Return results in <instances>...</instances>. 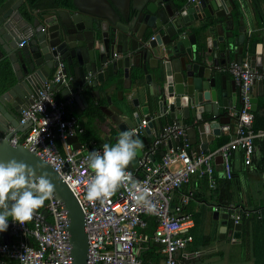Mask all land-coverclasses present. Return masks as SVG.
Masks as SVG:
<instances>
[{
  "label": "water",
  "instance_id": "95a60500",
  "mask_svg": "<svg viewBox=\"0 0 264 264\" xmlns=\"http://www.w3.org/2000/svg\"><path fill=\"white\" fill-rule=\"evenodd\" d=\"M246 1L73 0V7L32 10L27 0H0V60L7 59L14 72L11 86L0 95V161H23L38 175H47L53 193L68 212L73 264H88L85 213L50 163L23 143H13L14 135L23 134L31 124H20L22 112L45 83L51 82L62 61L74 79L51 82L52 89L61 98L73 97L80 113L79 107L89 106L88 95L100 98V91L93 89L104 85L108 104L97 108L117 131L114 141L121 131L137 129L147 120L136 132L143 148L128 168L138 167L153 142V129L159 127L162 132L169 118L186 120L189 142L198 153L209 150V141L221 134L224 124L231 122L233 128L236 124L221 108L236 109L240 103L235 80L228 82L220 72L244 56L250 57L252 66H264V47L261 52L259 43L248 39L240 13L234 17L243 29L235 27L231 9L240 12ZM24 4L32 18L25 15ZM142 78L146 105L140 107L138 98L132 99V107L112 103L113 80L124 89L140 92ZM254 83L264 94V79ZM118 93L123 100L124 91ZM256 101L253 97L252 109ZM68 142L74 149L81 146L78 136ZM178 143L179 139H170L167 145ZM45 205L46 201L40 208L47 216ZM215 214L220 215L219 210ZM222 217L227 222L229 215ZM241 228L242 222L235 224L234 238L241 236Z\"/></svg>",
  "mask_w": 264,
  "mask_h": 264
},
{
  "label": "built area",
  "instance_id": "2783aa9c",
  "mask_svg": "<svg viewBox=\"0 0 264 264\" xmlns=\"http://www.w3.org/2000/svg\"><path fill=\"white\" fill-rule=\"evenodd\" d=\"M227 69L233 75L240 95V106L230 113L236 119L234 135L216 149L198 153L190 150L185 123L174 120L166 124L144 151L138 167L127 169L146 192L147 206L138 204L124 187L102 202L84 199L88 178L92 174L87 164L88 153L93 149L102 150V144L89 140L74 149L68 142L71 137L83 134L85 128L77 115L67 113L75 103L74 98H57L51 87V82L69 83L74 79L65 72L64 63L60 62L51 82L45 83L34 96V102L22 112L20 124H31L24 135L15 134L12 141L15 144L21 142L37 152L74 192L85 213L88 264H154L142 256L148 250H154L163 264H178L180 257L191 258L199 254L190 249L194 237L187 232L193 225V218L185 206L193 192L184 194L180 202L173 205L175 192L180 191L192 176L206 178L210 188L217 189L216 160L221 158L223 174L231 179L233 154L241 151L244 162L249 165L253 161L256 139H264V130L253 129L252 109L253 85L255 80L264 79V67H254L249 58H244L231 62ZM146 124L147 120L143 119L135 131ZM230 129V124L222 126L224 131ZM170 139H179V143L168 147ZM59 141L64 145L63 151ZM162 144L166 146L164 154L155 161L153 156ZM44 207L47 216L39 208L23 224L9 219L8 225H13L11 229L17 238L10 242L0 240V264H73L67 210L54 193ZM218 210L219 207L215 206V211ZM227 212L234 224L253 215L264 219V205L257 209H238L230 205ZM148 216L156 222L151 233L147 231Z\"/></svg>",
  "mask_w": 264,
  "mask_h": 264
},
{
  "label": "crops",
  "instance_id": "0c3cea01",
  "mask_svg": "<svg viewBox=\"0 0 264 264\" xmlns=\"http://www.w3.org/2000/svg\"><path fill=\"white\" fill-rule=\"evenodd\" d=\"M231 11L235 20V27L243 29L241 28L242 26L239 20L234 17L240 13L245 21L246 36H249L248 39L253 37V40L259 43V51L262 52L264 47V0H249L244 3L240 12L233 9H231ZM25 15L32 18L26 10ZM238 29L236 28V33H239ZM244 58L250 59L249 56H244ZM258 67L264 66L261 65ZM223 74L226 75L228 82H233V75L227 68L220 72V75ZM140 84L143 89L140 92H132L129 89H124L122 83H116V81L113 80V85L110 87L109 92L112 97V103L116 105L127 103L132 107V99L138 98L141 102L140 107L146 105V91L143 78L140 80ZM95 90L100 91L99 99L95 98L96 100H94L88 95V107H79V113L75 108V102L72 107L67 109V113L77 115L86 126L85 130L88 131V133L85 131L84 133L86 134L77 135L80 142H85L84 139L86 135V137H89L90 141H94L97 144H103L105 142L114 143V137L117 134V131L113 128V124L110 120L108 121L106 115L98 109L99 106L108 104L105 87L104 85H100L93 89V91ZM120 90L124 91L123 100L119 98L120 95L118 92ZM56 93H58L61 98L60 92ZM253 97L257 99L255 108L253 109V129L255 131L264 130V94H260L258 85L255 83L253 85ZM127 104L125 105L127 106ZM239 106L240 103L238 100L237 108ZM92 107L96 109L94 112H92ZM233 110L234 109L228 110L221 108V112H224V115L226 112L230 114ZM172 121L173 120L169 118V123ZM183 123H186V120ZM228 124H230L231 129L229 131L221 129V134L215 135L213 139L209 141V150L216 149L232 138L234 135L233 123L230 122ZM159 132V127L154 128L153 137L150 138V140L153 141L154 137ZM60 144L64 147L61 141ZM165 149L166 146L164 144L159 147V153L154 155L155 161L160 160V152L165 151ZM146 150L147 149H145V151ZM190 150L197 151L194 145H191ZM216 162L217 182L219 187L220 181L226 177L223 174L221 159L218 158ZM232 164L234 171V185L231 188V191L236 197L235 202L237 203H230V205H235V208L244 207L248 209L262 207L264 205V139H256L255 151L251 164L247 165L244 162L243 153L241 151H236L233 154ZM215 191L216 189L213 190L210 188L206 178L192 176L191 180L184 184L180 191L175 192L174 201L172 202L173 205L179 203L184 194L193 192L192 198L185 206V210L191 213L193 218V225L187 230V232L191 233L194 237L191 250L199 252L198 255L192 256L191 258L180 257L178 264H264V219H260L255 215L243 219L242 228L240 230L241 236L238 239L234 238L235 224L230 213L227 212V207L230 205L221 206ZM215 206L219 207L220 215L215 214ZM224 213H228L229 215L227 222L222 217V214ZM225 225H227L226 230L223 228ZM16 238V234L9 225L6 231L0 233V240L2 241L8 239L12 241ZM142 256L145 259L151 260L154 264H163L159 255L152 250L143 252Z\"/></svg>",
  "mask_w": 264,
  "mask_h": 264
},
{
  "label": "clouds",
  "instance_id": "9594fccd",
  "mask_svg": "<svg viewBox=\"0 0 264 264\" xmlns=\"http://www.w3.org/2000/svg\"><path fill=\"white\" fill-rule=\"evenodd\" d=\"M102 150L88 153L91 170L84 192L87 201H103L124 187L138 203L149 201L142 185L132 178L128 166L143 148L135 129L121 131L114 143L105 142ZM53 195V185L46 174L37 172L23 161H0V233L8 228L9 219L23 224L35 210Z\"/></svg>",
  "mask_w": 264,
  "mask_h": 264
},
{
  "label": "trees",
  "instance_id": "16d2710c",
  "mask_svg": "<svg viewBox=\"0 0 264 264\" xmlns=\"http://www.w3.org/2000/svg\"><path fill=\"white\" fill-rule=\"evenodd\" d=\"M28 2L31 4L33 8H52V7H73V0H28ZM14 80V72L12 70V67L7 59L0 61V95L4 93L12 84ZM56 97L60 98V95L56 93ZM91 109V107H90ZM94 107H92V112H94ZM80 119V118H79ZM81 121V119H80ZM86 129V126L82 123ZM86 131V130H85ZM88 133V131H86ZM83 133V134H86ZM20 140H23V137L20 138ZM85 141H89V137H86L85 135ZM225 142V141H224ZM227 142V141H226ZM225 142V143H226ZM61 150L63 151V148L60 144V141L58 142ZM224 144V143H223ZM159 152H157L155 155H157ZM234 185V172L233 177L231 179L224 178L222 181H220V186L216 189L217 196L220 201V205L228 206L230 203H237L235 202L236 197L234 196L233 192L231 191V188ZM234 205V204H233ZM235 206V205H234ZM241 207H238V209ZM148 220V232L151 233L154 228L156 227L155 219L151 216L146 217ZM247 219V218H244ZM156 247V246H155ZM154 247V248H155ZM191 249V247H190ZM154 251V250H152Z\"/></svg>",
  "mask_w": 264,
  "mask_h": 264
},
{
  "label": "flooded vegetation",
  "instance_id": "af4514ba",
  "mask_svg": "<svg viewBox=\"0 0 264 264\" xmlns=\"http://www.w3.org/2000/svg\"><path fill=\"white\" fill-rule=\"evenodd\" d=\"M27 2H28V0H27ZM29 3V2H28ZM29 5H30V7H31V9L32 10H34V9H38V8H33L32 6H31V4L29 3ZM51 8V7H50ZM52 8H59V7H52ZM22 9H23V11L25 12V10L27 11V6L24 4V5H22ZM44 9H46V8H44ZM40 10H43V9H40ZM27 13H28V11H27ZM27 16V15H26ZM5 60V59H4ZM0 61H3V59L2 60H0Z\"/></svg>",
  "mask_w": 264,
  "mask_h": 264
},
{
  "label": "bare ground",
  "instance_id": "6f19581e",
  "mask_svg": "<svg viewBox=\"0 0 264 264\" xmlns=\"http://www.w3.org/2000/svg\"><path fill=\"white\" fill-rule=\"evenodd\" d=\"M115 54H117V53H115ZM115 54H114V55H115ZM60 62H62V61H60ZM62 63H64V62H62ZM59 64H60V63H59ZM64 65H65V63H64ZM58 66H59V65H58ZM56 70H57V68H56ZM55 72H56V71H55Z\"/></svg>",
  "mask_w": 264,
  "mask_h": 264
}]
</instances>
